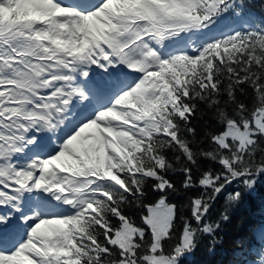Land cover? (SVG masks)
Wrapping results in <instances>:
<instances>
[{
    "label": "snow or ice",
    "instance_id": "6c2138e0",
    "mask_svg": "<svg viewBox=\"0 0 264 264\" xmlns=\"http://www.w3.org/2000/svg\"><path fill=\"white\" fill-rule=\"evenodd\" d=\"M233 3L0 0V264H178L191 224L172 250L171 230L145 247L144 230L127 235L129 195H147L149 180L174 187L164 172L177 154L185 186L206 190L199 223L232 179L264 172V29L169 47L182 32L210 31ZM95 67L115 91L89 105L90 88L101 94L89 83ZM205 116L217 123L202 133ZM201 158L222 167L197 179ZM45 186L70 207L27 215L24 194Z\"/></svg>",
    "mask_w": 264,
    "mask_h": 264
},
{
    "label": "trees",
    "instance_id": "16d2710c",
    "mask_svg": "<svg viewBox=\"0 0 264 264\" xmlns=\"http://www.w3.org/2000/svg\"><path fill=\"white\" fill-rule=\"evenodd\" d=\"M242 6L246 8L258 10L264 16V0H243V3H241V7ZM206 120L210 121L208 125L209 127L217 123L214 119H211L210 116H205L204 118L200 120V126H201L202 133H203L204 122ZM260 143L264 144V137L260 139ZM204 148L210 149V145L207 143V141L204 143ZM172 155H173V159L171 160L172 167H170L168 171L173 170V169L175 170L176 167L178 166H179L180 171L178 172V174L175 175L174 178H173V175L171 176L170 172H168L167 177L173 183L174 189L181 190L182 192V195L180 197L181 203H179V206H180L179 216H177L175 227L172 229V239L166 241L167 247L173 249L177 243V240L180 237L181 231L183 230L184 222L185 220H187L186 218H190L189 216L190 214L189 201L190 200L189 199L191 196H195L196 191L194 189H183V186H184L183 184H184L186 177H185V172L182 169L187 162L183 158H181L180 160H176L174 157L177 154H172ZM259 158H260V154H257V159ZM215 163L217 162L212 159L201 158L200 169L199 170L194 169L195 176L197 177L202 170L213 169V167L211 166H215ZM149 181L153 184V181L151 180ZM149 181L147 182L146 187H145V192L147 193V195H144L143 197L139 199L138 198L130 199L124 209L126 211V215L131 213L132 215L139 216L138 209L140 207V204L144 202H149L153 198H155L157 194L152 191V185L150 184ZM139 200L143 202L140 203ZM245 220L246 219L244 215H241V216L233 215L231 219L226 223V227L225 226L222 227L223 230L219 238H222L224 246L235 244L237 238L242 234V231L244 232L245 231L244 229L247 228V226L244 224ZM150 243H151V237L147 236L146 240L144 241V246L147 247ZM205 243L209 244L210 243L209 239H206ZM201 252H202V249H201ZM199 258H198L197 264H223L222 260L224 257H223V253H217L216 255L210 256L207 252H205V253H202L201 257Z\"/></svg>",
    "mask_w": 264,
    "mask_h": 264
},
{
    "label": "rangeland",
    "instance_id": "374dc122",
    "mask_svg": "<svg viewBox=\"0 0 264 264\" xmlns=\"http://www.w3.org/2000/svg\"><path fill=\"white\" fill-rule=\"evenodd\" d=\"M43 23V22H42ZM46 195L48 196V195H50L51 196V198H52V196H55V190H53L52 192H49V191H46ZM54 200H55V198H54ZM156 226V225H155ZM157 227H159V226H157ZM159 229V228H158Z\"/></svg>",
    "mask_w": 264,
    "mask_h": 264
}]
</instances>
